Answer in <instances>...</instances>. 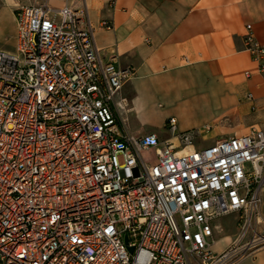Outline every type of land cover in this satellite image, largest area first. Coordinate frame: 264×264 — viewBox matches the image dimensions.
Returning <instances> with one entry per match:
<instances>
[{
    "label": "built area",
    "instance_id": "obj_1",
    "mask_svg": "<svg viewBox=\"0 0 264 264\" xmlns=\"http://www.w3.org/2000/svg\"><path fill=\"white\" fill-rule=\"evenodd\" d=\"M14 18L15 51H0V264H233L264 243H242L252 219L264 225V131L195 149L169 118V139L135 136L115 102L134 72L100 59L86 9ZM243 46L264 78L251 25ZM230 214L239 235L213 253Z\"/></svg>",
    "mask_w": 264,
    "mask_h": 264
},
{
    "label": "crops",
    "instance_id": "obj_2",
    "mask_svg": "<svg viewBox=\"0 0 264 264\" xmlns=\"http://www.w3.org/2000/svg\"><path fill=\"white\" fill-rule=\"evenodd\" d=\"M42 3L86 9L100 59L134 72L115 102L124 122L139 123L130 127L135 136L170 138L166 123L174 117L161 104L181 115L179 132L196 125L192 117L206 119L198 129L208 144L199 149L251 128L264 131V78L243 46L246 25L264 44V0H0V41L15 47V9ZM104 21L113 28H102ZM260 200L264 218V189ZM226 239L214 232L212 245L223 244L222 253ZM233 264H264V246Z\"/></svg>",
    "mask_w": 264,
    "mask_h": 264
},
{
    "label": "rangeland",
    "instance_id": "obj_3",
    "mask_svg": "<svg viewBox=\"0 0 264 264\" xmlns=\"http://www.w3.org/2000/svg\"><path fill=\"white\" fill-rule=\"evenodd\" d=\"M2 44L6 45V47H11V50L9 52L15 51V47H13L14 45H13L12 41H6V42L0 41V45H2ZM161 107H164V110H168L169 111L168 112L169 117H174L175 120L177 121L178 128H182L183 123H182L181 115L174 110L171 111V109L168 108L167 106H165L164 104H161ZM190 121H191V123L196 124L193 128L186 130V131L194 130L196 132V137L194 140V148L198 149L199 147H203V146L207 145L208 141L203 140L202 134L200 133V131L198 129L199 127L208 123L206 121V119L204 117H192V118H190ZM124 124L127 127V131L131 134H133V133L131 132L130 127L132 129H134V128L139 126V123L135 120H131V121L127 120L124 122ZM179 130H181V129H179ZM153 134L157 135L156 133H153ZM133 135H137V134H133ZM263 189H264V185H263ZM262 192H263V190H262ZM262 192H261V197H262ZM258 215L261 216L259 211H258ZM240 226H241V224L239 223V218H238L237 214H230V215L225 216V217H223L217 221V223H216L217 228L215 229V236L218 238H227L226 241H228V244H227L225 250L231 245V243L233 241H235L237 239L239 232H240ZM253 231H256V235L253 233ZM258 235L261 237L264 236V225L256 224L255 219H252L250 231L248 232V235L246 236L245 240L242 241V243H245L246 241L251 240L254 237L257 239ZM262 245H264V243H262V242L258 243L253 248V250L262 247ZM223 248H224L223 244L218 243V244L212 245L211 251L213 253L220 254L221 251L223 250ZM247 253H249V252H247ZM239 256L240 255H238L237 257H239ZM236 258H233L232 261H234Z\"/></svg>",
    "mask_w": 264,
    "mask_h": 264
},
{
    "label": "water",
    "instance_id": "obj_4",
    "mask_svg": "<svg viewBox=\"0 0 264 264\" xmlns=\"http://www.w3.org/2000/svg\"><path fill=\"white\" fill-rule=\"evenodd\" d=\"M124 243L127 245V237H124ZM132 248H128V252L131 253L132 252Z\"/></svg>",
    "mask_w": 264,
    "mask_h": 264
}]
</instances>
